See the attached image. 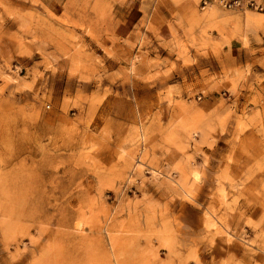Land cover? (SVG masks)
<instances>
[{
  "label": "rangeland",
  "instance_id": "1",
  "mask_svg": "<svg viewBox=\"0 0 264 264\" xmlns=\"http://www.w3.org/2000/svg\"><path fill=\"white\" fill-rule=\"evenodd\" d=\"M0 0V264H264L263 11Z\"/></svg>",
  "mask_w": 264,
  "mask_h": 264
},
{
  "label": "built area",
  "instance_id": "2",
  "mask_svg": "<svg viewBox=\"0 0 264 264\" xmlns=\"http://www.w3.org/2000/svg\"><path fill=\"white\" fill-rule=\"evenodd\" d=\"M216 1L221 8L231 12L244 13L249 10H255L258 12L263 11V6L260 3H257L255 0H216ZM213 2H214L213 0H201L200 1L201 11L210 7V5Z\"/></svg>",
  "mask_w": 264,
  "mask_h": 264
}]
</instances>
